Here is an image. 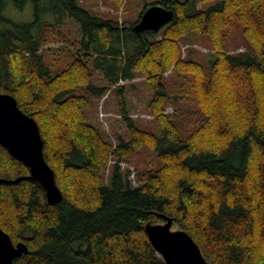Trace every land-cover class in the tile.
<instances>
[{"label":"trees","instance_id":"obj_1","mask_svg":"<svg viewBox=\"0 0 264 264\" xmlns=\"http://www.w3.org/2000/svg\"><path fill=\"white\" fill-rule=\"evenodd\" d=\"M24 1L15 0L19 8ZM47 1L64 11L49 24L37 13L24 24L0 13V94L36 122L62 195L49 204L29 168L0 145V227L28 247L13 264H164L143 231L162 222L158 215L175 219L209 264H264V0H158L122 25L79 8V0L34 3ZM154 5L172 11V21L133 32ZM63 17L83 37L73 60L53 70L44 62L45 27ZM189 35L208 37V65L183 55ZM137 77L152 93L147 111L161 137L128 117L120 82ZM80 88L96 99L113 88L128 138L112 143L88 121ZM143 148L157 153L156 165L134 185L120 163Z\"/></svg>","mask_w":264,"mask_h":264},{"label":"rangeland","instance_id":"obj_2","mask_svg":"<svg viewBox=\"0 0 264 264\" xmlns=\"http://www.w3.org/2000/svg\"><path fill=\"white\" fill-rule=\"evenodd\" d=\"M155 1L158 0H125L121 7L108 0H79V3L76 4L79 8L92 12L94 15L118 21L122 25L133 24L138 19V15L146 3ZM19 5L15 0H0L2 17L14 24H24L34 22L37 13L41 20L49 24L54 21L55 16H63L64 13L61 9V3H50V1L34 3V0H25L20 8ZM48 24L45 27L44 37L48 38L50 42L42 48L44 62L48 66L53 65V70H62L75 57L74 51L76 47H80V41L83 37L82 32L79 24L69 17H65L59 27L52 28ZM125 35H127V32H125ZM48 47L52 50L48 51ZM181 49L183 55L203 65H208L213 58L209 40L206 36L189 35L182 42ZM243 50L244 47L241 44L236 49L231 50L230 53H239ZM91 67H93L92 64ZM170 73H165L164 78L169 79ZM93 74L94 81L100 83V80H102L101 72L95 71ZM170 79L168 88L172 93H175L178 83L173 78ZM121 85L126 88L128 117L134 120L139 127L161 137L160 131L147 111V104L152 97V93L146 86L145 80L137 77L130 82H122ZM75 95L89 98V106L86 110L88 121L97 125L109 141L115 143L118 135L124 139L128 138L127 129L118 112V99L113 88L101 99L91 97L84 88L78 89ZM172 109L169 106L165 113H171ZM156 154L149 148H143L138 154L130 157V162L120 163L121 170L128 171L130 173L129 179L136 185L137 174L156 165Z\"/></svg>","mask_w":264,"mask_h":264},{"label":"water","instance_id":"obj_3","mask_svg":"<svg viewBox=\"0 0 264 264\" xmlns=\"http://www.w3.org/2000/svg\"><path fill=\"white\" fill-rule=\"evenodd\" d=\"M172 19V11L154 5L143 12L132 31L158 32ZM0 145L29 168L31 178L40 183L49 204L61 201L62 195L55 186L53 171L43 156V142L36 122L25 115L17 107L16 100L7 94H0ZM158 216L162 222H146L143 231L164 264H209L192 237L174 225L175 219ZM26 254L27 245L23 242L14 244L0 227V264H13L15 259Z\"/></svg>","mask_w":264,"mask_h":264},{"label":"built area","instance_id":"obj_4","mask_svg":"<svg viewBox=\"0 0 264 264\" xmlns=\"http://www.w3.org/2000/svg\"><path fill=\"white\" fill-rule=\"evenodd\" d=\"M125 83V82H124ZM120 84H122V82H120Z\"/></svg>","mask_w":264,"mask_h":264}]
</instances>
